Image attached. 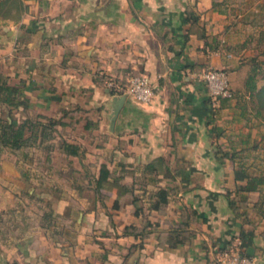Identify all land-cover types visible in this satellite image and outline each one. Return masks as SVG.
<instances>
[{
    "label": "crops",
    "instance_id": "0c3cea01",
    "mask_svg": "<svg viewBox=\"0 0 264 264\" xmlns=\"http://www.w3.org/2000/svg\"><path fill=\"white\" fill-rule=\"evenodd\" d=\"M213 1L0 0V75L28 100L13 117L58 121L44 156L36 146L0 153V210L28 209L27 227L0 241L4 264H218L237 239L264 264V197L238 189L247 174L234 161L252 154H230L247 127L232 99L212 101L194 77L206 66L231 76L241 68L224 45L251 0ZM131 74L152 81L149 102L110 92ZM61 139L75 153L58 151ZM157 158L164 168H144ZM42 194L48 228L36 221L42 205L28 201ZM181 228L184 241L168 246Z\"/></svg>",
    "mask_w": 264,
    "mask_h": 264
},
{
    "label": "trees",
    "instance_id": "16d2710c",
    "mask_svg": "<svg viewBox=\"0 0 264 264\" xmlns=\"http://www.w3.org/2000/svg\"><path fill=\"white\" fill-rule=\"evenodd\" d=\"M224 0L215 2L212 4H223ZM247 10L243 12L239 17H233L230 19L229 27L239 21L245 22L248 21L251 24H255L252 20V17L255 16V13ZM252 15V16H251ZM251 16L250 19L248 17ZM232 21V22H231ZM256 42L254 46L262 45L260 50H258V55H263L261 58H256V56H250L248 61V67L246 73L242 78V82L239 88L232 89L231 98H219L222 102L229 99L233 100L234 107V116L233 118L237 121H241L242 125L247 127L245 132L237 131L236 134L240 136L241 146L231 151V157H234L236 154L245 152L252 154V159L249 161L246 158L243 159L241 156L240 159H234L237 166L244 172L247 176L245 182L238 187V189L243 191H259L264 197V153L258 154L259 144L255 137H252V141L249 139L251 137L250 128L253 125L258 126L264 121V31L256 30ZM253 32L248 33L245 38L240 43L230 42L227 45H224L225 49L229 52H232L235 47H242L248 41H251ZM237 48V49H238ZM236 51V50H235ZM23 87L19 84H7L4 81V78L0 75V104H5L8 107L6 115L0 113V153L4 149L16 150L22 147L36 146L43 147L49 150V143H45L46 140L53 137V132L56 131L57 120L51 117H45L40 119L37 116L32 117L29 114H25L18 121L13 117L12 108L21 107L25 112L28 105L27 98L23 95ZM123 91V85L120 89L113 88V85L110 87V92L121 93ZM261 139L264 140V132L261 133ZM233 147L232 145L230 146ZM77 146L66 142L61 139L58 142L57 150L60 152L66 153H75ZM166 167V166H165ZM144 168L151 170H158L164 168L162 160L157 158L156 160L147 162L144 165ZM108 173V172H107ZM103 176H99L94 180V185L98 188L104 183ZM118 178H113L114 181H117ZM121 187V192H128L130 190L129 186L126 183H119ZM27 196L32 197V193H25ZM155 197L161 202L165 201L166 194L160 190H155L153 192ZM228 203H233L232 199L228 198ZM155 206V205H153ZM19 216V219L16 220V217ZM52 210L48 208L43 210L39 215V223L42 228H48L49 224L53 220ZM26 216L21 214L19 211H16L15 207H10L4 210H0V235L2 238H5L4 233L6 232H22L25 227H27ZM142 227H128L125 231L130 232L133 235L142 233ZM56 231V230H54ZM142 236V235H141ZM186 237V232L181 228L179 230L171 231L167 234L166 244L170 247L175 246L178 243L184 241Z\"/></svg>",
    "mask_w": 264,
    "mask_h": 264
},
{
    "label": "built area",
    "instance_id": "2783aa9c",
    "mask_svg": "<svg viewBox=\"0 0 264 264\" xmlns=\"http://www.w3.org/2000/svg\"><path fill=\"white\" fill-rule=\"evenodd\" d=\"M194 77L204 85L212 101L232 97V88L225 68L206 66L194 73ZM123 93L136 102L147 103L153 96L152 81L145 74H131L123 84ZM217 261L218 264H260L256 256L245 252L239 239L221 250Z\"/></svg>",
    "mask_w": 264,
    "mask_h": 264
},
{
    "label": "rangeland",
    "instance_id": "374dc122",
    "mask_svg": "<svg viewBox=\"0 0 264 264\" xmlns=\"http://www.w3.org/2000/svg\"><path fill=\"white\" fill-rule=\"evenodd\" d=\"M243 2H241V7L244 10V12H246L247 10L253 12L252 14L255 13V16L252 17V20H254L253 22L255 24H251L248 21L242 22H236L234 23L231 28H230V36L232 39V42L234 43H240L242 42V40L245 38V36L250 33L253 32V36L254 38H252L251 41H248L245 46H242L240 48L235 47L234 50L230 53L234 54L237 58V60H239V64L241 65V68L232 74L229 75V83H230V87L232 89L233 86H238L241 84L242 82V76H244V74L246 73V69L248 67V59L250 56H256V58H261L263 55H258V50H260V48L262 47V43L258 46H254L255 42H256V30H263L264 31V0H251L250 4L246 3V4H242ZM252 16V15H251ZM251 16L248 17V19L251 18ZM232 22V21H231ZM238 48V49H237ZM236 50V51H235ZM263 68H264V64H263ZM251 131V136L255 137V139L258 141L259 144V148H258V154L264 153V140L261 139V133L264 132V121L259 124L258 126L253 125L250 128ZM42 155L44 156V152L45 149H42ZM39 160H34L36 165H40V163L38 162ZM41 165H44V163L42 162ZM39 189V188H38ZM36 189V190H38ZM39 192V191H38ZM42 192V191H40ZM26 197V196H25ZM42 199L41 200H32V199H28V198H24V202L28 199V201L32 204L31 206H35L36 204H40L42 205L43 208L37 210V212H41L43 210H45L47 208L46 204H45V198H46V194H42L41 195ZM17 207V211H19L21 214H23L24 216L28 214V209H24L22 210L20 207ZM47 210V209H46ZM19 219V216L16 217V220ZM38 219H36L37 221ZM39 221V220H38ZM12 232H6L4 233L5 238H8L9 236H11ZM0 241H2V237L0 235ZM4 255V254H3ZM2 254L0 255V259H2L1 257H4ZM0 264H4V260H0ZM5 264H16V261L14 259H8L5 261Z\"/></svg>",
    "mask_w": 264,
    "mask_h": 264
},
{
    "label": "water",
    "instance_id": "95a60500",
    "mask_svg": "<svg viewBox=\"0 0 264 264\" xmlns=\"http://www.w3.org/2000/svg\"><path fill=\"white\" fill-rule=\"evenodd\" d=\"M124 98V94H120L118 97H117V103L115 104L113 110H112V116L114 118V116L116 115L117 113V110H118V105L121 103V101L123 100ZM245 252L249 255H252V248L251 247H247Z\"/></svg>",
    "mask_w": 264,
    "mask_h": 264
}]
</instances>
